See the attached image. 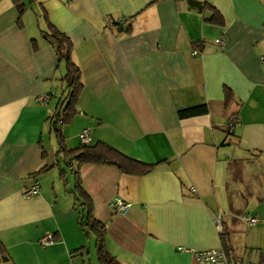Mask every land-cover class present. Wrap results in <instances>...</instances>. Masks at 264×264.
<instances>
[{
  "label": "crops",
  "instance_id": "crops-1",
  "mask_svg": "<svg viewBox=\"0 0 264 264\" xmlns=\"http://www.w3.org/2000/svg\"><path fill=\"white\" fill-rule=\"evenodd\" d=\"M197 1L214 6L223 24L188 0H23L19 25L16 2L0 0V239L9 257L1 264H88L90 234L70 192L76 176L106 224L107 250L122 264H198L193 250L221 246L218 215L238 263L260 264L264 0ZM43 13L70 36L81 70L77 113L62 130L67 147L81 144L79 132L88 128L91 143L156 163L152 169L73 163V189L62 187L65 169L49 175L65 161L49 119L65 68L42 38ZM52 91L47 102L37 100ZM198 106L205 109L179 114ZM35 179L39 193L25 198ZM116 196L130 206L114 208ZM245 212L260 220L247 227ZM48 232L54 241L42 245Z\"/></svg>",
  "mask_w": 264,
  "mask_h": 264
},
{
  "label": "trees",
  "instance_id": "trees-1",
  "mask_svg": "<svg viewBox=\"0 0 264 264\" xmlns=\"http://www.w3.org/2000/svg\"><path fill=\"white\" fill-rule=\"evenodd\" d=\"M18 7L17 22L22 25V16L25 10V3L23 0H14ZM191 6L199 9L209 8L213 14L208 19L211 22L223 24L224 19L221 13L212 5L207 2H201L197 0H188ZM43 18L46 21V29L41 30L42 38L50 43L57 54L58 66L63 65L65 73L61 77L62 82V94L60 95L55 110L52 115L49 116L51 127L55 133L58 142V154L66 161L68 165L76 163L78 166L82 164H112L117 166L120 170L127 173H143L152 169L156 163H146L130 157L112 145L97 140L94 143H81L76 147L68 148L65 142V138L62 132V126L68 124L72 118L76 115V105L79 99V95L83 88L81 81V70L79 66L72 59L73 42L70 36L64 31L57 28L49 19L46 13H43ZM115 24H118L117 22ZM125 32L130 31L128 25ZM34 47L37 48L38 44L36 39H33ZM232 97L230 89L225 88V102L228 103ZM205 107H191L181 110L180 115H187L190 113L204 110ZM62 115V121L58 123V115ZM50 167L45 166L36 171L34 174L38 175L40 172L48 170ZM78 175V171L75 172ZM62 176L65 174V170H61ZM76 204L81 207L80 225L88 233L92 234L95 239V250L97 258L100 264H122L115 256H113L106 248L104 242V235L106 232V224L95 217L94 204L90 195L80 186L79 176H76V185L73 191ZM221 246L230 250L228 244V233L224 230L220 233ZM78 248L77 250L81 249ZM8 251L6 245L0 239V261L7 260ZM260 264H264V253L261 252L259 258ZM1 264V263H0ZM8 264H15L14 262Z\"/></svg>",
  "mask_w": 264,
  "mask_h": 264
},
{
  "label": "built area",
  "instance_id": "built-area-1",
  "mask_svg": "<svg viewBox=\"0 0 264 264\" xmlns=\"http://www.w3.org/2000/svg\"><path fill=\"white\" fill-rule=\"evenodd\" d=\"M120 26L125 29L128 26V22L126 20H120ZM217 42L222 43V40L220 38L216 39ZM194 52H197L195 50ZM55 92H46L37 97V100L39 102H47L54 94ZM62 121V115H58V123L60 124ZM237 121L236 118H232L228 123L227 127L229 129L234 128ZM79 137L81 140V143H90L91 142V136H90V130L88 128H83L79 132ZM40 190V182L38 179H35L30 185L24 188L22 191V195L25 198H31L34 195L38 194ZM131 203L125 202L120 196H116L114 200L112 201V206L116 208L117 210H124L127 207L130 206ZM241 221L244 222V224L247 227H250L254 224H256L260 219L249 212H245L240 215ZM216 225L218 229L222 232L223 231V223L221 215H218L215 219ZM54 241L53 234L51 232L46 233L44 236H42L39 239V242L42 245H48ZM182 248V247H180ZM194 258L197 261L198 264H239L238 261L235 258V255L232 253L231 250H226L222 246L217 247H208V248H202V249H195L193 250Z\"/></svg>",
  "mask_w": 264,
  "mask_h": 264
},
{
  "label": "rangeland",
  "instance_id": "rangeland-1",
  "mask_svg": "<svg viewBox=\"0 0 264 264\" xmlns=\"http://www.w3.org/2000/svg\"><path fill=\"white\" fill-rule=\"evenodd\" d=\"M66 125L65 124L62 128L63 129H67L66 128ZM69 146L71 147L72 144L71 142L69 143ZM60 169H65L66 172H67V177L69 179V182L67 184H64L63 182V186L62 187H67L68 189H73V182H74V173H72L71 171V166H69L66 161H60V165H59V169L58 168H55V170L51 171V173L49 175H59V172H60ZM89 238H90V244L88 245V249L91 251V255L89 256L88 253L86 252L85 254V258H86V261L88 264H98V261H97V258H96V255H95V250H94V236L92 234L89 235Z\"/></svg>",
  "mask_w": 264,
  "mask_h": 264
}]
</instances>
